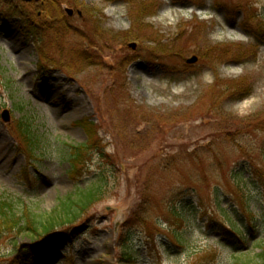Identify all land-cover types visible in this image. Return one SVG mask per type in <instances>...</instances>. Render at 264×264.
I'll use <instances>...</instances> for the list:
<instances>
[{"label":"rangeland","instance_id":"374dc122","mask_svg":"<svg viewBox=\"0 0 264 264\" xmlns=\"http://www.w3.org/2000/svg\"><path fill=\"white\" fill-rule=\"evenodd\" d=\"M84 120L98 145L73 176L65 145L86 142ZM20 123L41 138L35 158ZM263 144L264 0H0V202L48 216L99 174L109 181L105 200L51 239L49 261L13 232L0 264L261 262ZM234 229L246 249L231 246Z\"/></svg>","mask_w":264,"mask_h":264},{"label":"trees","instance_id":"16d2710c","mask_svg":"<svg viewBox=\"0 0 264 264\" xmlns=\"http://www.w3.org/2000/svg\"><path fill=\"white\" fill-rule=\"evenodd\" d=\"M46 16L49 10L44 11ZM82 128L86 135V142L83 144L65 145L67 153L64 160L68 163V173L73 176H78L80 168L87 164L91 151L94 150L97 143V133L93 123L88 120L78 122L77 124ZM18 134L24 143V149L33 158L36 157L41 147L42 141L39 135H36L32 127L20 123L18 126ZM259 154V162L264 167V144L261 146ZM109 181L104 174H99L97 180L85 187V189L78 188L76 192L69 195L65 201L61 202L58 208L60 212L53 215H41L34 212L31 207L24 206L18 211L6 202H0V237L5 233H28L34 237L33 253L40 259L46 258L49 261V255L57 250V245L51 241L52 238L60 236L68 227L81 220L95 205L105 200L108 191ZM235 195H237L238 206L243 212L244 219H248V225L255 229V216L249 211V200L244 198L241 193L245 191L246 185L243 181L236 183ZM239 195V196H238ZM241 196V197H240ZM264 202V194L262 196ZM223 216H228L225 209L221 210ZM235 227V226H233ZM251 228V229H252ZM252 229V230H253ZM254 231V230H253ZM234 239L231 240V246H236V242L240 243L239 246L246 247L249 241L246 235L237 229L233 231ZM42 241H47V247L40 246ZM252 246L261 249L260 257L261 262L255 264H264V245L256 240ZM240 253L244 250L239 249ZM236 251V250H235ZM235 253V252H234ZM32 254L24 255L23 263L28 264L29 256Z\"/></svg>","mask_w":264,"mask_h":264},{"label":"water","instance_id":"95a60500","mask_svg":"<svg viewBox=\"0 0 264 264\" xmlns=\"http://www.w3.org/2000/svg\"><path fill=\"white\" fill-rule=\"evenodd\" d=\"M21 1L24 2V3H31V2H37L38 0H21ZM65 12L67 13L68 16H72V14H73V11L70 10V9H65ZM78 14H79V13H78ZM129 47H130L131 49L135 50V49H136V44H135V43H131V44L129 45ZM196 61H197V58L193 57V58L187 60L186 62H187V64H189V65H193V64L196 63ZM1 120H2L3 123H8V122L10 121V118H9V112H8L7 110H5V111L2 113V115H1Z\"/></svg>","mask_w":264,"mask_h":264}]
</instances>
